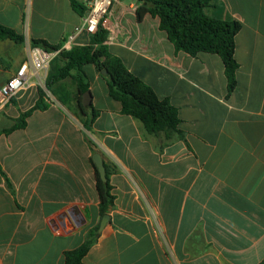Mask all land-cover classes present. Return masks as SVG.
Listing matches in <instances>:
<instances>
[{
    "label": "crops",
    "instance_id": "0c3cea01",
    "mask_svg": "<svg viewBox=\"0 0 264 264\" xmlns=\"http://www.w3.org/2000/svg\"><path fill=\"white\" fill-rule=\"evenodd\" d=\"M76 1L82 10L71 0H0V24L25 39L0 40V87L27 61L32 40L62 47L82 25L92 0ZM140 5L113 3L107 44L177 108L184 137L149 135L122 113L94 65L84 68L87 106L72 80L61 81L66 102L53 100L26 118L24 128L0 136V264H64L65 253L95 227L99 237L81 264L263 261L264 0H216L207 9L241 24L232 92L219 55L177 52L158 17L137 19ZM90 42L81 31L67 50ZM47 75L35 76L0 107V132L36 105ZM92 118L87 129L84 122ZM96 153L115 196L102 232Z\"/></svg>",
    "mask_w": 264,
    "mask_h": 264
},
{
    "label": "trees",
    "instance_id": "16d2710c",
    "mask_svg": "<svg viewBox=\"0 0 264 264\" xmlns=\"http://www.w3.org/2000/svg\"><path fill=\"white\" fill-rule=\"evenodd\" d=\"M139 1L141 5L136 11L139 21L148 14L158 17L160 29L167 33L177 52H185L192 57H196L201 52L219 55L225 65L228 90L232 92L235 89L238 69L235 59V37L241 29V24L237 21L224 20L219 16H210L207 9L216 6V0ZM71 3L75 9L82 10L83 7L76 0H71ZM108 38L109 32L104 27H99L98 31L91 35L88 46L62 50L51 63L46 88L58 95L55 86L71 78L82 95L89 88L88 76L84 68L94 65L100 73L104 70L108 72L105 78L109 86V95L121 103L124 115L140 121L149 135L164 134L167 140H172L174 137L183 138V132L179 128L181 120L177 108L171 105L168 99H160L150 86L127 69L122 59L111 53L107 44ZM0 40H11L19 44L25 41L23 35L1 24ZM31 45L51 51L61 48L60 45H50L39 39L32 40ZM39 96L36 105L18 119L17 125L0 132V136L24 128L26 118L34 111L47 108L44 91L40 90ZM59 99L64 101L62 97ZM79 107L84 112L81 100ZM93 120L94 118L84 122L87 129ZM93 166L100 198V212L101 216H104L114 206L115 196L112 193L113 187L109 177L107 176V181L104 182L94 164ZM2 174L6 177L4 173ZM98 237V227L91 229L81 246L65 253L64 264H81ZM260 264H264V259Z\"/></svg>",
    "mask_w": 264,
    "mask_h": 264
},
{
    "label": "built area",
    "instance_id": "2783aa9c",
    "mask_svg": "<svg viewBox=\"0 0 264 264\" xmlns=\"http://www.w3.org/2000/svg\"><path fill=\"white\" fill-rule=\"evenodd\" d=\"M116 0H92L90 8L83 18L82 25L75 30L57 51L46 50L41 47H29V56L16 73L0 87V107L7 105L23 89L30 86L31 80L41 72H48L51 63L62 51L67 50L81 31L90 35L96 33L99 27H106L107 16Z\"/></svg>",
    "mask_w": 264,
    "mask_h": 264
},
{
    "label": "water",
    "instance_id": "95a60500",
    "mask_svg": "<svg viewBox=\"0 0 264 264\" xmlns=\"http://www.w3.org/2000/svg\"><path fill=\"white\" fill-rule=\"evenodd\" d=\"M102 75L106 76L108 75V72L106 70L102 71L101 72ZM84 99H83V105L84 106H87L90 101L89 99L91 98V93L89 90H87L84 94ZM93 161H94V165L95 167L97 168L99 174H100V177L101 179L106 182L107 181V173H106V169H105V166H104V163H103V160H102V157L100 154L96 153L93 155ZM110 217L109 215H104L103 219H102V222H101V225H100V229H99V232H102L103 229L105 228V226L107 225L108 221H109Z\"/></svg>",
    "mask_w": 264,
    "mask_h": 264
},
{
    "label": "rangeland",
    "instance_id": "374dc122",
    "mask_svg": "<svg viewBox=\"0 0 264 264\" xmlns=\"http://www.w3.org/2000/svg\"><path fill=\"white\" fill-rule=\"evenodd\" d=\"M47 79V78H46ZM68 79H70V80H72V82L74 83V84H76L75 83V81L73 80V79H71V78H68ZM62 88H63V90H62ZM67 88L66 87H63L61 84H59L57 87L55 86V90H56V92H57V94L58 95H56L54 92H52V91H49L47 88H46V80H45V83L43 84V86H42V91H44V93H45V98L48 100V102L46 103V104H48V103H52L53 102V100H56V99H58L59 97H64L65 95H66V90ZM60 95V96H59Z\"/></svg>",
    "mask_w": 264,
    "mask_h": 264
}]
</instances>
